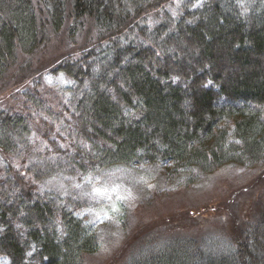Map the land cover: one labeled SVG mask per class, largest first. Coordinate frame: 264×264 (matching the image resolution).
Segmentation results:
<instances>
[{
    "label": "trees",
    "instance_id": "trees-1",
    "mask_svg": "<svg viewBox=\"0 0 264 264\" xmlns=\"http://www.w3.org/2000/svg\"><path fill=\"white\" fill-rule=\"evenodd\" d=\"M163 160L167 188L141 200L154 211L125 232L132 247L149 242L121 264H264L259 184L187 197L197 176L227 163L264 185V0H0L8 264H86L99 239L75 214L77 181ZM173 192L186 198L163 199Z\"/></svg>",
    "mask_w": 264,
    "mask_h": 264
},
{
    "label": "rangeland",
    "instance_id": "rangeland-1",
    "mask_svg": "<svg viewBox=\"0 0 264 264\" xmlns=\"http://www.w3.org/2000/svg\"><path fill=\"white\" fill-rule=\"evenodd\" d=\"M56 49L57 47L53 48L52 51H56ZM45 80L48 84L57 85L65 82L60 75L56 77L46 75ZM170 166L171 163L164 160L155 164L137 162L129 166L115 165L100 174H89L77 181V186L84 197L85 204L75 214L85 221L90 231L95 232L99 239L98 252L87 255L86 264L124 263L131 257L133 252L149 242L147 238L142 241L141 238L137 240L135 235L136 238H133L130 244L136 241L137 245L132 247L126 244L128 238L125 232H128V227L136 219L139 220L141 216L142 218L143 216L148 218L154 211L150 210L152 207H148L154 201L149 203L148 206L142 207L143 209L138 207V204L146 196H149V199L152 198L153 196H150L154 191L162 190L158 195L164 193L169 179L167 170ZM252 172L253 170L247 166L227 163L212 173L197 176L191 187L192 193L187 197L201 203L208 198H218L221 196L222 189L225 193L229 188L233 191V187L238 184H242L240 185L242 188H251L259 184L257 188L252 189V197L256 199L258 192L264 191V185H260L262 182L257 183L256 180H253L254 182H251V184L246 183L247 179H255ZM95 189H100V191L97 192ZM255 191L257 194H253ZM161 197L159 196L157 200H160ZM169 197L172 199L175 197V203L186 198L179 192H173L163 199ZM147 201L150 200L147 199ZM226 202H229L230 205L224 203V207L227 210L231 209L232 200ZM170 203L171 201L159 202L153 207H157V210H159L167 207ZM240 204L242 205V203ZM258 204H260L259 207H263L260 211H263L264 203L259 202ZM137 207L138 209H136ZM135 209L136 211L133 213ZM221 213L219 209L214 211L209 223L214 224L218 221L221 218ZM0 264H8V258L0 255Z\"/></svg>",
    "mask_w": 264,
    "mask_h": 264
},
{
    "label": "snow or ice",
    "instance_id": "snow-or-ice-1",
    "mask_svg": "<svg viewBox=\"0 0 264 264\" xmlns=\"http://www.w3.org/2000/svg\"><path fill=\"white\" fill-rule=\"evenodd\" d=\"M95 191L99 192V191H100V189H95Z\"/></svg>",
    "mask_w": 264,
    "mask_h": 264
}]
</instances>
